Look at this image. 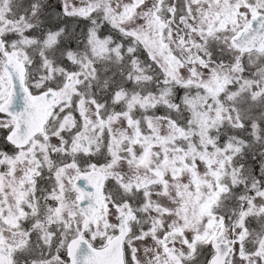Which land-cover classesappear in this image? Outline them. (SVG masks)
Instances as JSON below:
<instances>
[{"label": "snow or ice", "instance_id": "snow-or-ice-1", "mask_svg": "<svg viewBox=\"0 0 264 264\" xmlns=\"http://www.w3.org/2000/svg\"><path fill=\"white\" fill-rule=\"evenodd\" d=\"M0 264H264V0H0Z\"/></svg>", "mask_w": 264, "mask_h": 264}]
</instances>
